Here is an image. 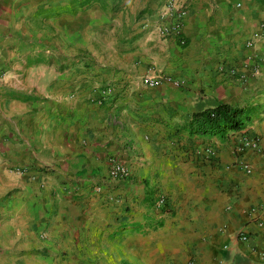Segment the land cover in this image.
Segmentation results:
<instances>
[{"label":"crops","instance_id":"obj_1","mask_svg":"<svg viewBox=\"0 0 264 264\" xmlns=\"http://www.w3.org/2000/svg\"><path fill=\"white\" fill-rule=\"evenodd\" d=\"M167 2L0 0V264H264V154L246 173L233 146L264 147V0H178L185 45L158 31ZM158 72L184 85L143 83ZM220 103L251 121L191 134Z\"/></svg>","mask_w":264,"mask_h":264},{"label":"built area","instance_id":"obj_2","mask_svg":"<svg viewBox=\"0 0 264 264\" xmlns=\"http://www.w3.org/2000/svg\"><path fill=\"white\" fill-rule=\"evenodd\" d=\"M188 16V8L185 6H179L178 0H168L167 6L164 12L161 14V21L158 24V31L165 37L178 35L184 41L183 29L185 25V20ZM143 83L150 87H158L163 84H175L177 86H183V82L172 74H167L165 72H158L152 75H147L143 78ZM114 83H110L108 87L103 91V96L99 100L103 103L105 97L111 95L113 92ZM126 86H122L125 88ZM235 134V133H233ZM234 152L236 153V163H239L241 168L246 173L253 172L252 164L247 161L243 155L247 151L261 152L264 154V147L261 142V138L258 134L254 132H241L240 135L233 140ZM198 156L202 155L204 159L213 161V163L218 164L220 161L217 148L213 144H206L203 148L196 153ZM238 158V159H237ZM111 166L109 170V178L120 181H132L133 171L132 168L124 161L117 158H110ZM15 171L24 172L25 167L15 166L13 167ZM157 207H169L170 200L164 193H159L157 197ZM239 237L245 241L250 240L251 234L247 232H241Z\"/></svg>","mask_w":264,"mask_h":264},{"label":"trees","instance_id":"obj_3","mask_svg":"<svg viewBox=\"0 0 264 264\" xmlns=\"http://www.w3.org/2000/svg\"><path fill=\"white\" fill-rule=\"evenodd\" d=\"M183 45L187 40H180ZM252 119V111L248 107L220 103L214 107L199 110L193 114L191 134L219 135L225 140L233 133L241 131ZM155 198V204L157 205ZM167 209L166 207L162 208Z\"/></svg>","mask_w":264,"mask_h":264},{"label":"rangeland","instance_id":"obj_4","mask_svg":"<svg viewBox=\"0 0 264 264\" xmlns=\"http://www.w3.org/2000/svg\"><path fill=\"white\" fill-rule=\"evenodd\" d=\"M86 58H89V56H85ZM97 62L90 61L89 66H96Z\"/></svg>","mask_w":264,"mask_h":264}]
</instances>
